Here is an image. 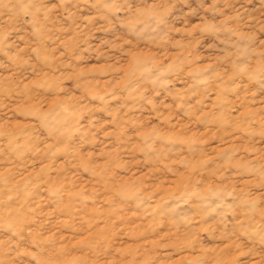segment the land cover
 Wrapping results in <instances>:
<instances>
[{"label": "rangeland", "instance_id": "1", "mask_svg": "<svg viewBox=\"0 0 264 264\" xmlns=\"http://www.w3.org/2000/svg\"><path fill=\"white\" fill-rule=\"evenodd\" d=\"M0 264H264V0H0Z\"/></svg>", "mask_w": 264, "mask_h": 264}]
</instances>
